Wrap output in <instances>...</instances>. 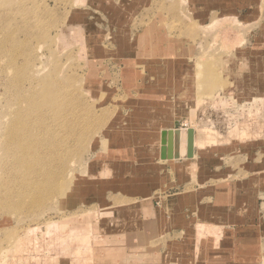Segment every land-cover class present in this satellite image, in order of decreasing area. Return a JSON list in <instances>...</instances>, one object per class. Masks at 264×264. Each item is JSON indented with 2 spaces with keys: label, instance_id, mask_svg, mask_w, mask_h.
<instances>
[{
  "label": "rangeland",
  "instance_id": "rangeland-1",
  "mask_svg": "<svg viewBox=\"0 0 264 264\" xmlns=\"http://www.w3.org/2000/svg\"><path fill=\"white\" fill-rule=\"evenodd\" d=\"M0 264H264V0H0Z\"/></svg>",
  "mask_w": 264,
  "mask_h": 264
},
{
  "label": "bare ground",
  "instance_id": "bare-ground-1",
  "mask_svg": "<svg viewBox=\"0 0 264 264\" xmlns=\"http://www.w3.org/2000/svg\"><path fill=\"white\" fill-rule=\"evenodd\" d=\"M33 95V94H32ZM28 99V98H27ZM62 98V95H60L59 93H56V92H48L42 99V101L38 102V103H35L34 104V108H35V111H36V118L34 120H29L28 122V119H25L23 117V115H20L19 118L17 119V122L14 124V127H13V130H12V143L10 146L11 150L16 147L17 150L19 151V153L17 155H19L18 157V163H19V168L21 170V175H22V178H18L16 176L13 177L16 181L20 180L21 184L24 185L26 184V178L27 176H30L32 174H35L38 172V168L36 169L35 166H37V161L39 160L40 162V165L42 163H51L53 162L56 158L55 156V153L58 152V150H56V146L54 145V147H52L51 149H49L48 151L45 152V156L40 158V159H37L36 157L35 158H31L29 159L28 158V153H29V149L30 146H31V143L34 141H31L29 142V140L27 139L28 136H31L29 133L33 130L32 127H36L37 129H40V124L42 121L44 122V120L46 119V113L49 112L51 115H56L57 113L59 114V117H61V120L62 118L64 117L63 115L66 114L65 113V110H66V107H65V103L61 101ZM27 101V100H26ZM35 102V101H34ZM66 104H69V103H66ZM56 105L58 106V108L56 107ZM45 107H49V110L46 111L45 110ZM59 109V110H58ZM58 110V111H57ZM58 116V115H57ZM66 117V116H65ZM57 118V117H56ZM66 122L65 119L62 120V124ZM55 125V124H54ZM67 126V125H66ZM71 126V125H70ZM74 126V124H73ZM65 127V126H64ZM75 127V126H74ZM44 129V128H43ZM76 129V128H75ZM36 131V130H34ZM39 131V130H38ZM37 132V131H36ZM35 133V132H34ZM49 133V132H48ZM37 133H35L36 135ZM47 135V134H46ZM181 136L184 138L185 136H187V131L183 130L181 131ZM38 139H36V138ZM43 137V135H42ZM50 137V136H49ZM56 137V136H55ZM31 138V137H30ZM29 138V139H30ZM34 138L36 139L35 141L37 142V145L40 144V141L43 143V141L45 139H40L39 140V136H34ZM49 140V139H48ZM34 141V142H35ZM53 141V140H52ZM35 142V143H36ZM27 143V145H26ZM188 144V143H187ZM187 144L186 143H183L182 146L180 147V156L181 158L183 157H186L187 156ZM26 145V147H25ZM34 145V144H33ZM32 145V146H33ZM35 145V146H37ZM47 145V144H46ZM51 145V144H50ZM26 150H25V148ZM10 148H7L8 151L10 152ZM21 148V150L19 149ZM56 148V149H55ZM15 150V149H14ZM25 150V151H24ZM47 153V154H46ZM163 153V152H162ZM13 150H12V155H13ZM164 154V153H163ZM162 154V155H163ZM39 155V154H38ZM57 155V154H56ZM60 155V154H59ZM35 156V155H34ZM164 158V157H163ZM61 159V158H60ZM56 161V160H55ZM60 161V160H59ZM38 162V163H39ZM55 164V163H53ZM48 165V164H47ZM38 167V166H37ZM46 167V166H45ZM18 168V167H17ZM18 168V169H19ZM44 168V167H43ZM48 170V169H47ZM44 171V170H43ZM19 173V172H18ZM22 173H25V174H22ZM25 175V177H24ZM37 175V174H36ZM50 176V174H49ZM39 177V176H38ZM42 177V176H41ZM44 177V176H43ZM30 180V179H29ZM31 182V181H30ZM36 186V184H29L28 185V189L29 191L34 189V187ZM32 187V189H31ZM22 193V192H21ZM16 198V197H15ZM7 199V198H6ZM8 200V199H7ZM17 200V199H16ZM5 202V201H4ZM3 202V203H4Z\"/></svg>",
  "mask_w": 264,
  "mask_h": 264
},
{
  "label": "water",
  "instance_id": "water-1",
  "mask_svg": "<svg viewBox=\"0 0 264 264\" xmlns=\"http://www.w3.org/2000/svg\"><path fill=\"white\" fill-rule=\"evenodd\" d=\"M173 135H175L176 140H179V137H181V131L176 130L175 132L173 131H164L162 133V145L166 147V157L167 159H178L180 158V153L178 151V146L176 143V152L173 151V142L172 138ZM187 139H188V144H187V157L188 158H193L194 157V142H195V130L190 129L187 131Z\"/></svg>",
  "mask_w": 264,
  "mask_h": 264
},
{
  "label": "crops",
  "instance_id": "crops-1",
  "mask_svg": "<svg viewBox=\"0 0 264 264\" xmlns=\"http://www.w3.org/2000/svg\"><path fill=\"white\" fill-rule=\"evenodd\" d=\"M191 127H187V128H178V127H174V128H164V129H162L161 130V132H160V143H161V147L163 146L162 145V133L164 132V131H173V132H175L176 131V129H178V130H185V131H188L189 129H190ZM173 129H175V130H173ZM194 129V128H193ZM195 130V129H194ZM195 136H196V138H197V132L195 131ZM179 139H180V137H179ZM172 142H173V151L174 152H176V150H177V148H176V143H177V146H179V140L177 141L176 140V137H175V135H173V138H172ZM198 148H195L194 147V157L193 158H188L187 156L186 157H183V158H181V156H180V158H178V159H176V158H174V159H168L169 161H167V162H174V161H184V163H182L181 165H182V172L186 169V166L188 165V164H186L185 162L186 161H188V163L191 165H193V161L197 158V155H198ZM178 151H179V149H178ZM179 153H180V151H179ZM181 155V154H180ZM174 160V161H173ZM178 167H181V166H178ZM176 169H179V168H176Z\"/></svg>",
  "mask_w": 264,
  "mask_h": 264
}]
</instances>
